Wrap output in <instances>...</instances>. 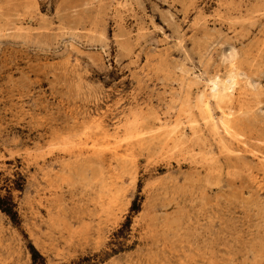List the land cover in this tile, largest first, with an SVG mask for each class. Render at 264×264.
I'll use <instances>...</instances> for the list:
<instances>
[{
    "label": "rangeland",
    "instance_id": "rangeland-1",
    "mask_svg": "<svg viewBox=\"0 0 264 264\" xmlns=\"http://www.w3.org/2000/svg\"><path fill=\"white\" fill-rule=\"evenodd\" d=\"M0 264H264V0H0Z\"/></svg>",
    "mask_w": 264,
    "mask_h": 264
},
{
    "label": "bare ground",
    "instance_id": "bare-ground-1",
    "mask_svg": "<svg viewBox=\"0 0 264 264\" xmlns=\"http://www.w3.org/2000/svg\"><path fill=\"white\" fill-rule=\"evenodd\" d=\"M232 57V53H228L227 61ZM238 76H240V74L233 71L232 69H229L222 77L214 78L207 83L204 82L205 89L202 94L198 95L197 103L199 107H202L206 111V113H208L210 118L212 117L211 106L215 105L217 109L221 108L220 106L222 105V103H224L226 98L233 90L234 86L238 83ZM212 125L215 131L220 129L225 135H230L231 128L233 127V124L229 122L227 115H221V117H218L217 121L213 122ZM231 135L233 134L231 133ZM233 137H236V135H233Z\"/></svg>",
    "mask_w": 264,
    "mask_h": 264
}]
</instances>
